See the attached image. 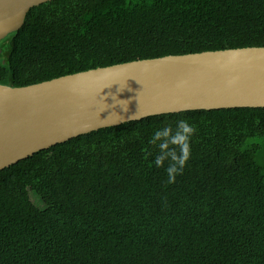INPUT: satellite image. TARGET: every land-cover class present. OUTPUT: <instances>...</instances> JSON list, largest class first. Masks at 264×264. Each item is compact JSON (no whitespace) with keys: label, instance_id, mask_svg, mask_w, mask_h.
Returning <instances> with one entry per match:
<instances>
[{"label":"trees","instance_id":"16d2710c","mask_svg":"<svg viewBox=\"0 0 264 264\" xmlns=\"http://www.w3.org/2000/svg\"><path fill=\"white\" fill-rule=\"evenodd\" d=\"M243 46H264V0H48L0 83ZM0 264H264V107L151 115L0 169Z\"/></svg>","mask_w":264,"mask_h":264},{"label":"water","instance_id":"95a60500","mask_svg":"<svg viewBox=\"0 0 264 264\" xmlns=\"http://www.w3.org/2000/svg\"><path fill=\"white\" fill-rule=\"evenodd\" d=\"M0 0V51L29 9ZM264 107V46L168 54L22 86L0 83V169L100 128L197 109Z\"/></svg>","mask_w":264,"mask_h":264},{"label":"clouds","instance_id":"9594fccd","mask_svg":"<svg viewBox=\"0 0 264 264\" xmlns=\"http://www.w3.org/2000/svg\"><path fill=\"white\" fill-rule=\"evenodd\" d=\"M181 127L183 129V132H185V133H188V132L191 131L190 128H188V126L187 125H184L183 123H182ZM182 163H183V160H181V164Z\"/></svg>","mask_w":264,"mask_h":264}]
</instances>
